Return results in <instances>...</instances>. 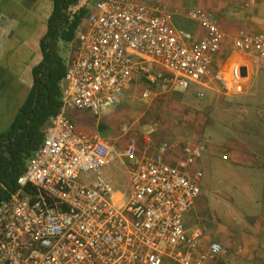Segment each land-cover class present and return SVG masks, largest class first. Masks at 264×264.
Instances as JSON below:
<instances>
[{
    "label": "built area",
    "instance_id": "obj_1",
    "mask_svg": "<svg viewBox=\"0 0 264 264\" xmlns=\"http://www.w3.org/2000/svg\"><path fill=\"white\" fill-rule=\"evenodd\" d=\"M186 17L205 31L202 40L188 44L190 35L173 27L166 8L133 0L93 5L67 57L61 110L48 120L43 145L17 190L0 204V264H164L166 258L225 264L222 244L200 251L204 232H190L184 224L202 194V173L191 168L203 157L205 143L187 144L174 165L166 159L168 144L151 158L138 157L136 143L119 153L107 139L77 132L71 118L121 107L136 77L162 92L210 81L227 91L228 78L211 73L226 33L205 10H190ZM231 41L235 50L264 58V34L241 30ZM233 76L237 84V70ZM151 96L145 90L141 100ZM157 127L151 125L147 138ZM117 157L131 165L122 203L114 200L105 173Z\"/></svg>",
    "mask_w": 264,
    "mask_h": 264
},
{
    "label": "crops",
    "instance_id": "obj_2",
    "mask_svg": "<svg viewBox=\"0 0 264 264\" xmlns=\"http://www.w3.org/2000/svg\"><path fill=\"white\" fill-rule=\"evenodd\" d=\"M99 1L102 0H78L70 10L75 13L85 7L90 12L93 5ZM133 1L152 8H166L172 14L173 27L190 35L191 39L188 44L202 40L205 31L200 25L189 20L186 13L194 9H202L211 13L228 37L222 44L220 52L213 57L211 73H219L228 78L229 89L223 90L222 84L213 81L192 84L197 91L196 96L200 100L212 99L214 102L212 108L215 110L222 112L229 110L228 114L233 113L232 115H235L236 118L233 120V117H229L227 121L229 125L232 122L236 124L245 122L244 125L248 127L252 124V118L256 117L263 121L259 125L264 127V58L235 50L231 41L241 30L253 34H264V0H255V4H251V0ZM52 11L53 0H0V133L8 129L33 87L32 72L42 59L41 41ZM235 70L240 75L237 84L233 76ZM142 78L136 77L130 96L125 99L121 107L115 108L117 110L115 113L106 114L103 110L96 115L85 111L73 113L71 118L76 125L77 132L87 136L98 135L107 139L114 150L119 153L136 143L137 156L151 158L157 155L162 145L168 144L172 150L166 159L176 165L184 158L182 149L186 144L174 141V139L166 141L163 136L165 133L158 136L159 126L164 130L171 123V113H168L170 110L167 109L166 103L159 107L152 105L151 109L142 113L141 116H131L130 120L126 122L114 116L125 106H128L133 97L138 95L139 80ZM239 87L240 89H238ZM145 90L152 91V96L144 102L153 101V97L156 99L160 95H164L168 99L170 95L180 96L181 99L185 98L180 93L181 91L162 92L157 88L156 90L144 88L141 93ZM191 118V122L198 124L202 123L204 115L196 112ZM216 119L218 120L219 116ZM213 124L221 125L223 121L219 123L213 120ZM227 124L224 123L223 127ZM151 125L158 126L157 132L154 136L147 138L146 133ZM119 129L122 134L118 132ZM231 131L232 133L229 131L226 139L227 144H220V147L212 144L210 149L208 146V149H221L226 155L224 159L237 167L240 174L245 175L244 182L238 180L237 189L240 191V197L245 192L250 206L258 204L259 211L253 213L252 216L249 215L251 211H245L246 226L244 230L242 232L234 231L233 224L228 220V224H224L222 220L214 222V220H204L198 216L200 196L195 207L185 215L184 224L190 232L196 229L204 232L200 251L206 250L213 243L222 244L228 251V255L224 258L225 264H264V137L253 139V142L256 143L255 147L244 144V148H241L238 143L241 141L247 143L249 141L247 135H250V132L245 130L242 135L246 133V138L241 137L240 139L236 138L239 136V130L233 128ZM204 143L207 149V143ZM204 153L206 154V150ZM116 160L122 169V177L126 176L128 180L130 190L131 165L118 157L114 162ZM192 171L196 170L191 168ZM108 179L115 189L114 200L122 203L124 198L129 195V190L122 192L126 189L124 184L120 185L119 182ZM164 264L176 263L166 258Z\"/></svg>",
    "mask_w": 264,
    "mask_h": 264
},
{
    "label": "rangeland",
    "instance_id": "obj_3",
    "mask_svg": "<svg viewBox=\"0 0 264 264\" xmlns=\"http://www.w3.org/2000/svg\"><path fill=\"white\" fill-rule=\"evenodd\" d=\"M71 48L72 47H70L69 51ZM143 80V78L139 80L140 91L138 95L133 97L129 105L125 106L122 111H119V113L114 116L126 122L130 120L131 116H141L142 113L151 109L152 105L159 107L163 105V103H166L167 109L170 110L168 113H171V123L164 130L159 126V137L162 133H165L163 136L166 141L174 139V141H179L186 145L199 142L207 143L206 154L203 153L201 160L192 167V170H200L202 173V194L198 202L200 206L197 210L198 216L204 220H214V222L222 220L224 224H228V221H230L234 226V231L239 230L242 232L246 226V221L244 220L245 211H251L249 215L252 216L253 213L259 211V206L256 203L250 206V201L245 197V192L240 197V191L237 188L239 181L244 182L245 175L240 174V170L237 167L229 164V161L224 159L226 155H224L225 153H223L221 149H209L212 144L218 147H220V144H227V136L229 135V131L232 133L231 130H233V128L239 130V136H236V138L239 137L240 139L241 137L246 138V133L242 135L245 130L250 132V135H247L249 138L247 143L242 141L238 143L241 148H244V144L255 147L256 143L253 142V139L264 137V127L259 125L263 121L254 117L252 118V124L248 127L244 125L246 124L245 122H238V125L235 122H232L230 125L227 124L229 117H233L232 119L235 120V115H232L233 113L228 114L229 110H224V112H222L213 109L212 105L214 102L212 99V101L210 99H198L196 96L197 91L192 84L188 90L180 92L185 97L184 99H181L180 96L177 95H170L168 96L169 99L164 95H160L156 99L153 97V101H141V90L149 87ZM177 91L179 92V90ZM116 111L115 108L104 110L106 114L115 113ZM196 112L204 115L202 123L196 124L191 122V117ZM217 116H219L218 120L216 119ZM213 120L219 123L223 121V124L215 125L213 124ZM249 120L251 121V119ZM224 123L228 126L225 125L223 127ZM118 132L122 134L120 129ZM257 144L260 145L259 143ZM118 163V160H116L111 166L107 167L105 169L106 175L112 181L119 182L120 185L124 184L127 190H122V192H128V180L126 176H123L124 178L122 177V169L119 167ZM237 172L238 174H236Z\"/></svg>",
    "mask_w": 264,
    "mask_h": 264
},
{
    "label": "trees",
    "instance_id": "obj_4",
    "mask_svg": "<svg viewBox=\"0 0 264 264\" xmlns=\"http://www.w3.org/2000/svg\"><path fill=\"white\" fill-rule=\"evenodd\" d=\"M77 2L53 0L41 41L42 59L32 72L33 87L8 129L0 133V204L17 190L19 177L43 145L48 120L61 110L69 49L89 14L85 7L73 13L70 9Z\"/></svg>",
    "mask_w": 264,
    "mask_h": 264
}]
</instances>
